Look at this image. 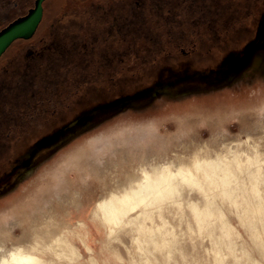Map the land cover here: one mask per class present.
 <instances>
[{"label":"rangeland","instance_id":"1","mask_svg":"<svg viewBox=\"0 0 264 264\" xmlns=\"http://www.w3.org/2000/svg\"><path fill=\"white\" fill-rule=\"evenodd\" d=\"M141 1L114 0L110 7L125 8L129 4L135 18L130 20H137L142 13ZM73 2L61 0L58 11L74 9L71 8ZM99 2L84 0L81 10L92 12L93 3ZM172 3L179 10L177 17L181 19L175 22L172 16H162L161 30L165 34L159 31L158 25L149 26L143 32L141 28H136L138 22L132 21L130 29H125L129 37L124 40V46L128 41L135 40L139 45L135 50L140 49L142 54L149 55L166 47L172 34L177 37L179 43L176 44L185 46L188 39L201 34L191 30L194 26L190 22L191 17L201 22L199 26L204 24L205 30L212 32L213 29L207 25L211 22L213 27L216 21L213 13L217 10L213 1L207 10L200 8L202 12L189 0H172ZM226 5L234 10V0H227ZM53 16L46 18L43 27L56 19ZM90 18L85 15L82 20L87 22ZM118 20H115L117 24ZM118 26L110 31L100 27V31H107L101 34V37H108V40L104 39L105 42L109 44L118 35ZM121 28L123 31L124 26ZM72 31V35H65L64 30L58 29L63 39L76 37L80 42L95 37L91 28L82 27L79 35L74 32L78 31L75 26ZM159 32H162V37ZM52 34L51 31L40 39L42 49L39 51L51 53L55 47L50 39ZM101 41L102 38L96 43ZM214 41L212 39L206 46L213 48ZM134 44L131 42L130 52ZM29 52L31 50L25 51V54ZM66 57L62 64L55 62L53 57L36 61L35 69L40 72L33 76H30L31 72L27 74L32 79L28 87L23 86L27 97L24 92L17 90L18 85L19 88L23 85V79L15 76L9 78L8 74L0 72V100L19 93V98H16L19 102L38 96L41 99L49 97L56 102L60 99L59 92L63 90L61 94L66 95L71 104L76 99L80 101L79 94L75 92L77 87L82 86L83 89L84 86H91L93 81L104 83L109 80L106 67L97 76L92 74L91 66L81 67L75 57ZM139 63L142 61L129 54L124 65L117 66L118 71L114 76L120 79L130 77ZM34 66L29 69L34 70ZM244 70L243 75L240 76L239 72L217 87L190 88L156 97L149 94L151 98L132 103L128 108L118 104L119 107L100 112L96 117L94 114L86 115L79 121V125L85 124V128L64 130L55 140L50 139L40 145L39 148L45 147L44 152L36 154V150L33 161L19 167L18 174L10 178L12 185L8 183L3 189L0 188V244L6 248L17 244L34 246V250L39 248L37 254L42 260L41 264H264V76L259 75L258 68L254 66ZM67 73L74 76L73 82L66 88H58L64 82L59 78L65 77ZM77 75L81 76L80 80L75 79ZM78 80L83 82L79 84ZM94 94H98L97 90L83 93L80 99H86L85 96L91 98ZM53 106L49 105L48 108V105L40 104L43 110L41 114L46 115L45 118L52 116L49 110ZM21 114H7L0 108V160L11 151V145L14 144L12 140L19 137ZM4 122L8 123L3 126ZM33 124L31 122L29 126ZM25 131L26 134L40 132L38 128L21 132ZM21 141L22 137L19 143ZM196 158H203L198 163L204 166H208L210 158L219 162L227 160L231 174L224 182L228 184L224 186L220 182L221 173L217 171L211 175L214 181L206 178L210 184L200 178L199 184L203 187H198L199 184L186 185L180 181L177 194L163 191L160 196L163 199H158V204L130 210L117 225L93 213V206L98 199L112 191H121L123 186L140 176L143 168L151 169L169 163L173 167L192 166L197 162ZM256 162L261 164L257 173L253 170ZM206 197L210 198L208 204L215 205L216 208H212L216 211L210 206L211 217H207L212 221L200 219L198 222L197 217L203 216L200 214V217L198 211L209 208ZM142 208L147 211L144 218L139 213ZM193 208L197 211H193ZM219 211L224 214L220 216L222 219ZM218 218L228 221L224 224L227 232L224 225L221 228L220 222L224 221L219 222ZM132 219H136L133 224L130 223ZM79 220L81 223H78ZM138 221L142 222L139 223L140 228L136 223ZM208 221H211V225L206 223ZM60 232L72 245L68 244V249L66 246L62 252L59 249L57 251L58 247L55 248L51 242V238ZM23 234L26 236L21 238Z\"/></svg>","mask_w":264,"mask_h":264},{"label":"flooded vegetation","instance_id":"2","mask_svg":"<svg viewBox=\"0 0 264 264\" xmlns=\"http://www.w3.org/2000/svg\"><path fill=\"white\" fill-rule=\"evenodd\" d=\"M189 1L195 4L194 7L197 6V10L200 12H202L200 8L204 11L207 10L210 2L213 1L217 10L213 13L216 18H214V21H216L213 27L210 25L211 22L207 25L208 28L213 29L212 32L205 30L206 25L204 24L199 26L201 22H196L191 17L190 22L192 21V24H194L191 30L201 32L197 38L191 34L192 37L187 40L185 47L176 44L179 42H177L176 35L172 34V38L169 36L170 40L166 47L159 48L153 54L143 53L146 54L144 56L140 49L135 50L139 46L136 43L137 41H131L135 42L131 52L132 45L130 41H128L126 47L124 46V40H128L129 37L125 29H130L129 27L132 26V21H134L139 23L135 24L136 28H141L143 32L149 26L158 25L159 31L165 34L166 32L161 30L162 16H172L174 18L172 21L175 22L181 19L177 17L179 10L174 7L172 0H142L140 2L143 6L141 17L139 15L140 19L137 20H130L135 18L131 14L129 4L125 5V8L111 9L110 4H113L114 0H100V4L93 3L92 12L89 11L88 13H86V10H81V3L84 0H74L71 5V8L75 7L74 9H62L61 11L57 10L58 5L55 9H52L46 5V0H42L40 3L41 15L32 34L28 37L14 38L0 54V72L8 74L9 78L15 76L17 79H23V85L20 86L21 88L18 85L17 90L24 92V95L27 91L23 86L28 87L31 84L30 80H32L31 77H27V74L31 72L30 76H33L39 71L34 66L39 58L46 61L53 57L56 60L55 62L62 64L67 59L66 56H68V59L72 56L75 57V61L81 67L91 66L92 74L98 76L102 74V70L106 67L110 76L109 80L104 83H97V80V82L93 81L91 86H84L83 89L82 86L77 87L75 92L79 94L80 101L76 99L72 102L71 104L74 106L67 101L66 95L61 94L63 90L59 92L60 99L56 102L49 97L41 99V96L29 97L26 101L19 102L16 99L19 98V93H14L11 98L0 100V108L5 113L11 115L23 113L20 117L22 125L18 127L19 137L12 140L14 144L11 145V151L4 159L0 160V188L6 187L8 183L12 185L10 178L16 176L19 167L29 165L33 161L36 150V154L41 151L44 152L45 147L39 148L40 145L50 139L55 140L64 130L85 128V124L83 126L82 124L79 125V121L86 115L94 114L96 117L100 112H105L107 109L119 107L120 105L128 108L130 104L144 100L149 94L156 97L170 92L190 90V88L217 87L220 83H223L222 81L234 77L239 72H241L240 76L243 75L242 71L244 69H250L253 66L258 68L259 75L264 76V0H234V10L227 8V0ZM35 6L36 0H0V31L17 19L29 14ZM51 15H54L53 17H56V19L51 21L49 26L43 27L46 18ZM85 15L91 17L87 22L82 20ZM115 18H119V20ZM115 20L119 21L118 24ZM233 24L235 25L233 26ZM118 25L124 26L123 31ZM73 26L77 28L78 31L74 32L78 35L82 33V27L91 28L95 33V37L78 42L79 40L76 37H64L63 39L59 35L58 29L64 30L65 35H72ZM115 26H118V35L108 44L104 41V39L108 40V37H101V34H103V31L107 33V28L109 31L113 30ZM196 26L200 29L197 30ZM100 27L106 30L100 31ZM51 31L53 34L50 39L55 47L51 50V53H43L39 51L42 49L40 39ZM162 32H159L160 37H162ZM101 38L102 41L97 44L96 42ZM57 39L61 41H57ZM212 39H215L213 48H209L206 45ZM199 42L200 45H198ZM28 50H31L29 53L32 54H25V51ZM129 54L138 58L142 63H139V67L132 72L130 77L126 76L127 78L120 79L114 76L118 71V69L116 70L117 66L124 65ZM32 65L34 70L29 69ZM44 74L47 75V73ZM59 79L64 82H61L58 88L63 89L69 86L70 82H73L74 76L67 73L65 77ZM75 79L80 80L81 76L77 75ZM79 80L78 83L81 84L83 81ZM96 90L98 94H94L91 98L85 96L86 99H80L83 93H93ZM150 96L148 98H151ZM43 103L48 105V108L49 105H54L53 109L49 110L52 119L48 116L45 118L46 115L41 114L43 110L40 109L39 105ZM31 122L34 124L30 127ZM5 123L8 122H4L3 126ZM12 124L14 125L13 122H11ZM29 128H38L40 132L35 134H26V131L25 133L21 132L29 130ZM8 134L10 135V133ZM21 137L22 143H19Z\"/></svg>","mask_w":264,"mask_h":264},{"label":"bare ground","instance_id":"3","mask_svg":"<svg viewBox=\"0 0 264 264\" xmlns=\"http://www.w3.org/2000/svg\"><path fill=\"white\" fill-rule=\"evenodd\" d=\"M61 0H46V5L50 8H56V6L58 5V3H60ZM47 10V9H46ZM58 10V9H57ZM145 156H149V155H145ZM152 158V157H151ZM144 159V158H143ZM197 159V162L190 166V164L188 165H185V166H178V167H173L171 163L169 164H164V165H161V166H154L152 167L151 169H146V168H143L141 170V174L140 176L135 179L133 182H130L128 185L126 186H123L122 190L121 191H112L110 192L107 196H104V197H101L100 199H98L94 206H93V213L96 214L98 213L99 215H101L107 222H112L114 223L115 225L119 224L120 221L122 220V218L130 211V210H133L137 207H145L146 205L148 204H152L154 205L153 203H157L163 199V197H161L160 199V196L162 194L163 191H167L169 192L170 194L171 193H176L177 194V191L178 189L180 188V181L186 185H193V184H199V182H201L200 178H203V181L204 183L207 181V183L210 184V182H208V180H206V178L210 179L209 181H212L213 180V176H211L215 171H217L218 173L220 172L221 173V178H220V182L226 186L228 183L224 182L226 180V178L229 177L228 174H231V171H230V164L227 160H224V161H218V160H215V159H208L209 161V164L208 166H204L202 163L199 164L198 162L201 161V160H204L203 158H196ZM251 159V158H250ZM249 160V159H248ZM260 161V159H258ZM218 161V162H217ZM261 162V161H260ZM260 162H256L257 165L256 167L253 169L256 173L260 171L261 169V164ZM160 165V164H159ZM144 166V165H142ZM263 170V169H262ZM263 172V171H262ZM216 175V173L214 174ZM227 175V177H226ZM264 175V174H263ZM217 176H219V174H217ZM220 177V176H219ZM212 178V180H211ZM257 179V177H256ZM259 180V179H258ZM77 181V180H76ZM202 181V183H203ZM214 181V180H213ZM78 182V181H77ZM122 182V181H121ZM120 182V183H121ZM219 182V184H220ZM228 182V181H227ZM119 184V183H118ZM208 184V185H209ZM77 185V184H76ZM120 185V184H119ZM200 186L198 187H203V185H201V183L199 184ZM207 185V184H206ZM205 185V186H206ZM255 186V185H254ZM255 189V188H254ZM223 190V189H222ZM225 193V192H224ZM207 194V192H206ZM210 194V193H209ZM208 194V195H209ZM207 195V196H208ZM169 196V195H168ZM167 196V197H168ZM206 196V195H205ZM151 197V198H150ZM174 197V196H173ZM172 197V198H173ZM211 197V196H209ZM166 198V197H165ZM171 198V199H172ZM204 198V197H203ZM208 198V197H206ZM158 199H160L158 201ZM261 199V198H260ZM207 200V199H205ZM210 198H208L207 200V205L208 202H209ZM171 201V200H170ZM259 202H261L259 200ZM213 204V202L211 203ZM194 205V204H193ZM203 205V204H202ZM202 205L200 206V208L202 207ZM210 206L211 208L215 207V205H209V208H205V211L204 210H201L200 208V213H198L199 215L202 214L203 216L200 217L197 219L194 217V220L196 219V221L199 222V220L201 219H208L207 216H210L211 217V209H210ZM194 207V206H193ZM199 207V206H197ZM196 207V208H197ZM204 207V206H203ZM141 209V211L139 210V213L141 212L142 216L144 218V215H145V212H147L146 210L144 209ZM212 208V209H214ZM194 209V208H193ZM198 209V210H199ZM206 209H209L210 211H206ZM215 210V209H214ZM212 210V212L214 211ZM221 210V209H220ZM193 211H197V209L193 210ZM192 211V212H193ZM206 212V213H210L209 215H204L203 213L201 212ZM216 211V210H215ZM222 211V210H221ZM81 212V211H80ZM220 212V211H219ZM195 213V212H194ZM195 213V214H197ZM205 213V214H206ZM214 213V212H213ZM216 213V212H215ZM222 213V215H219L220 216H223V212H220ZM149 214V213H148ZM219 214V213H218ZM217 214V215H218ZM213 215V214H212ZM148 216V215H147ZM206 216V217H205ZM215 216V215H214ZM137 217V216H136ZM204 217V218H203ZM226 217V215L224 216ZM217 218V217H216ZM221 218V217H220ZM103 219V221H104ZM219 219V218H218ZM222 219V218H221ZM219 219V222L220 220ZM225 219V218H223ZM133 220H136V219H132V222L130 221V223H134ZM203 220V221H204ZM208 220H211L208 219ZM217 220V219H216ZM226 220V219H225ZM125 220L123 219V222ZM212 221V220H211ZM211 221H208L206 223H210ZM221 221H224V220H221ZM35 222V221H33ZM129 221H127L128 223ZM228 222V221H227ZM227 222H220L221 224V228H222V225H226ZM51 223V222H50ZM49 223V224H50ZM78 223H81V221L79 220ZM138 225L139 223L141 224L142 222L138 221L136 222ZM201 223V222H200ZM203 223V222H202ZM204 223L203 225L205 226ZM223 223V224H222ZM229 224V223H228ZM227 224V225H228ZM105 225V224H104ZM110 225V224H109ZM137 225V226H138ZM197 225L199 226V223H197ZM202 225V224H201ZM202 225V226H203ZM211 225V223H210ZM208 224V226H210ZM224 225V228L226 227ZM111 226V225H110ZM124 226V225H123ZM146 226V225H145ZM230 226V225H228ZM32 227V226H31ZM109 227V226H108ZM140 228V225L138 226ZM137 227V228H138ZM142 227V226H141ZM200 227V226H199ZM69 228V227H68ZM146 228V227H145ZM207 230L209 229L207 226H206ZM223 228V229H224ZM40 229V228H39ZM114 229V227H113ZM144 229V228H141V230ZM147 229V228H146ZM145 229V230H146ZM227 227L225 228V231L227 232ZM230 229V228H228ZM138 230V229H137ZM113 231V230H112ZM111 231V232H112ZM148 231V230H147ZM151 231V230H150ZM210 231V229H209ZM208 231V232H209ZM212 231V230H211ZM229 231V230H228ZM149 232V231H148ZM230 232V231H229ZM62 233H58L56 234L53 238V240H51V242H53V245H55V248L56 250L59 249L61 252L63 251V249L69 244L71 245L69 242H67V240L65 239V235H61ZM229 234V233H228ZM222 235V233H221ZM220 235V236H221ZM26 235L23 234V236L21 238H24ZM40 236V235H39ZM227 236V235H226ZM148 237V236H147ZM225 237V236H224ZM36 238V236H35ZM38 238V237H37ZM151 238V236H150ZM222 238H223V235H222ZM149 239V238H148ZM150 240V239H149ZM77 241V240H76ZM230 241L229 240V245H230ZM153 242V241H152ZM30 244V243H29ZM50 244V243H49ZM48 245V244H47ZM51 245V244H50ZM52 245V246H53ZM228 245V247H229ZM72 246V245H71ZM69 246V248L71 247ZM74 246V245H73ZM34 247V246H33ZM32 246H27V245H23V244H17L13 247H10V248H6V247H3L2 244H0V264H41L42 263V260L40 258V256L37 254V251L39 250V248H37V250H34ZM232 247V246H230ZM35 248V247H34ZM49 248V247H48ZM52 248V247H51ZM54 246H53V249H55ZM67 249H68V246H67ZM231 249V248H230ZM57 250V251H59ZM71 250V249H70ZM74 250V249H73ZM72 250L71 253H73L74 251ZM229 250V249H228ZM232 250V249H231ZM66 251V249H65ZM64 251V252H65ZM76 251V249H75ZM70 252H67L69 254H71ZM229 252V251H228ZM58 252H56L57 254ZM76 253V252H75ZM58 255H61V254H58ZM57 255V256H58ZM61 256H65V254L61 255ZM68 256V254H67ZM59 257V256H58ZM48 261V260H47ZM43 264H45L43 262ZM47 264V263H46Z\"/></svg>","mask_w":264,"mask_h":264},{"label":"water","instance_id":"4","mask_svg":"<svg viewBox=\"0 0 264 264\" xmlns=\"http://www.w3.org/2000/svg\"><path fill=\"white\" fill-rule=\"evenodd\" d=\"M42 0H36L35 8L29 14L9 24L0 31V54L16 37H28L32 34L41 15Z\"/></svg>","mask_w":264,"mask_h":264}]
</instances>
